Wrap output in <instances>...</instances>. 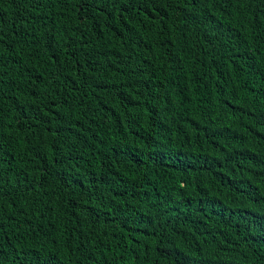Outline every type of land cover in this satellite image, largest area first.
<instances>
[{"label":"trees","instance_id":"1","mask_svg":"<svg viewBox=\"0 0 264 264\" xmlns=\"http://www.w3.org/2000/svg\"><path fill=\"white\" fill-rule=\"evenodd\" d=\"M0 264H264V0H0Z\"/></svg>","mask_w":264,"mask_h":264}]
</instances>
